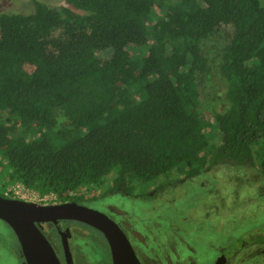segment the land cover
Listing matches in <instances>:
<instances>
[{
  "label": "trees",
  "instance_id": "16d2710c",
  "mask_svg": "<svg viewBox=\"0 0 264 264\" xmlns=\"http://www.w3.org/2000/svg\"><path fill=\"white\" fill-rule=\"evenodd\" d=\"M64 1L0 14V196L13 183L83 201L136 181L156 194L264 148V0ZM214 77L226 107L211 129L200 92Z\"/></svg>",
  "mask_w": 264,
  "mask_h": 264
},
{
  "label": "rangeland",
  "instance_id": "374dc122",
  "mask_svg": "<svg viewBox=\"0 0 264 264\" xmlns=\"http://www.w3.org/2000/svg\"><path fill=\"white\" fill-rule=\"evenodd\" d=\"M38 1L54 8L68 6L64 0ZM31 10V0H0V14L28 13ZM230 33V29L222 28L219 34L206 42L207 52L212 55L218 51ZM109 51L107 55H102L103 59L110 57L112 51ZM200 102V111L208 120L209 128L213 129L211 114L226 107L225 86L219 77L201 86ZM211 132L215 142L218 135L214 130ZM202 172L191 179L181 176L172 180L171 176L166 177L168 186L155 194V197L160 194V198L152 203L145 196L148 186L139 181L128 188L130 195L138 197L124 198L119 193H105L108 186L104 185L92 194V198L85 195V200L78 202L103 212H107L103 204L114 206L115 211L116 208L124 210L128 212L124 219L137 230L148 224L154 237L164 239L163 244H168L170 259L180 264H188L186 260L189 256L197 262L211 260L220 247L229 255L235 249L236 238L241 235L244 239L253 231L264 235V148H254L251 162L221 161ZM16 185H7L4 194L10 192L7 194L9 197L20 198L13 194ZM110 216L121 222L120 216ZM127 216L130 218L127 219ZM67 223H70L71 233L75 228L69 240L74 264H108L109 254L102 236L86 224L76 221ZM189 248L193 250L191 255ZM0 264H23L19 243L11 228L2 220Z\"/></svg>",
  "mask_w": 264,
  "mask_h": 264
},
{
  "label": "water",
  "instance_id": "95a60500",
  "mask_svg": "<svg viewBox=\"0 0 264 264\" xmlns=\"http://www.w3.org/2000/svg\"><path fill=\"white\" fill-rule=\"evenodd\" d=\"M0 220L13 231L26 264H60L39 228L41 223L73 220L100 231L109 246L112 264H138L118 226L103 212L76 202L35 204L0 196ZM67 264L71 263L67 241L62 238Z\"/></svg>",
  "mask_w": 264,
  "mask_h": 264
},
{
  "label": "flooded vegetation",
  "instance_id": "af4514ba",
  "mask_svg": "<svg viewBox=\"0 0 264 264\" xmlns=\"http://www.w3.org/2000/svg\"><path fill=\"white\" fill-rule=\"evenodd\" d=\"M116 193H119L124 198H128L130 196L132 198L138 197L136 195H130L129 191H121L120 189H119V192H116ZM146 195H147L146 198L149 201V203H152L154 202V200H157L158 198H160L159 196L160 194L155 197V192L153 190L146 191ZM26 202H29V201H26ZM66 202H76L77 204L83 205L82 203H79L78 201H73V200L66 201ZM33 203L39 204L36 202H33ZM56 203H62V202H56ZM103 207L107 210V212H103V211L101 212H103L112 221H114L115 224L120 229V231L123 233L124 237L126 238V240L128 241L131 247V251L134 254L135 259L138 262V264H180V262H177V261L173 262L170 259L169 253H168L169 252L168 244L166 245L163 244L164 239L160 240L158 238H155L153 235V230L149 228L148 224L146 223L145 225L143 224L142 227L138 228L139 230H137L131 227L128 221L124 219V215L126 216L128 212H124V210H119L116 207L115 208L117 209V211H115V209L112 208L114 206L110 204H103ZM111 214H114L118 217L120 216L121 222L118 223L117 221H115L110 216ZM128 218L130 217L127 216V219ZM68 221H73V220H58L57 223L39 224V228L41 232L43 233L47 241L50 243V245L52 246L60 264H67L66 258H65V252L62 246V238H64L67 241L70 258H71L70 261L72 264H74V258L72 256V250L70 247L69 240L74 235L73 230L75 228L74 227L72 228V233H71L70 227L68 226V224L70 223H67ZM86 226H88L89 228H92L94 231L99 233L102 236V238L105 240L106 245H107L106 249L108 250V254H109L108 264H112L111 253H110L109 246H108V243L104 235L100 231L94 229L93 227L87 224ZM157 234L158 236H160V233L158 230H157ZM248 235L249 234H247V237L245 239L240 241L241 243L239 245H236L237 248L234 249L233 252L229 255L226 254V252L223 250L224 248L220 247L218 248L216 255L211 260L197 262L189 256L187 257L186 261L188 264H238V263L264 264V240L256 241L253 238H250V236ZM19 250L21 252L20 246H19ZM188 251L191 252L190 255L193 253V250L191 248H189ZM22 259H23V264H26L23 255H22Z\"/></svg>",
  "mask_w": 264,
  "mask_h": 264
},
{
  "label": "built area",
  "instance_id": "2783aa9c",
  "mask_svg": "<svg viewBox=\"0 0 264 264\" xmlns=\"http://www.w3.org/2000/svg\"><path fill=\"white\" fill-rule=\"evenodd\" d=\"M8 193H10V192H7V194ZM7 194H5V195L7 197H9ZM13 194L16 197H20V198H15V197H12V198H15V199H21L22 198L21 200H24V201H27V200L29 202L37 201L36 203H39V204H53V203H56V202H53V201L56 200V197L53 194L40 195L37 192H34L32 190H29V189L23 187L21 184H17L14 187ZM47 201H49V202L47 203Z\"/></svg>",
  "mask_w": 264,
  "mask_h": 264
}]
</instances>
